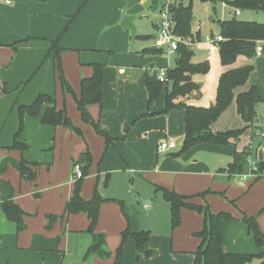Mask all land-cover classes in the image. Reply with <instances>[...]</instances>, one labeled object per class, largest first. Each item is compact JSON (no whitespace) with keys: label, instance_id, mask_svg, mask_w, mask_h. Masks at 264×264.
I'll list each match as a JSON object with an SVG mask.
<instances>
[{"label":"crops","instance_id":"1","mask_svg":"<svg viewBox=\"0 0 264 264\" xmlns=\"http://www.w3.org/2000/svg\"><path fill=\"white\" fill-rule=\"evenodd\" d=\"M158 1L0 0V166L8 158L15 163L26 160L37 164V178L33 182L22 180L12 163L0 174V189L2 183H9L14 190V202L27 213L24 218L26 229L18 232L16 224L7 220L0 206V226L8 227L15 236V255H26L34 260L41 256L42 264H56V260L49 257L63 252V244L70 234L77 233L78 237L85 238L89 226L85 213L70 215L65 221L58 220L51 229L47 228V217L64 214L74 191V165L81 162L82 157L86 158L88 152L91 166L83 182L82 196L90 200L97 191L102 198L111 200L101 206L96 232L106 235L105 240L109 244L110 236L114 240L109 260L95 256L91 261L94 260L92 264H114L124 230L130 227L134 233L146 231L150 222L145 225L143 220L154 221L158 213L166 214L169 205L161 189L192 197L189 203L196 206H209V200L213 205L218 201L215 196H208L209 199L203 201L198 198L199 195L211 190L223 192L230 186L228 179L232 178V174L227 171V165L234 162L236 153H242L249 146L258 147L260 141L255 139V132L264 133V48L261 51L259 47L264 42L258 45L262 55L257 59L241 56L231 66L221 64L220 77L228 70L247 65H253L254 70L248 82L235 90L232 104L211 126V130L213 133H224L248 127L238 113L236 98L252 87L256 88V97L260 100L255 123L228 145L199 144L182 153L186 133L185 112L179 109L165 112L167 84L160 98L149 104L146 79L163 68H156L153 63L156 58L150 55L151 49H147L146 43L133 41L145 37L137 20ZM228 1L223 0V4L229 6ZM148 2L150 4L146 8ZM183 2L186 4L185 0ZM228 15L231 19L234 13L229 11ZM74 16L76 18L71 21ZM126 16L136 18V35L122 27ZM229 19H219L218 23ZM159 21L158 14L153 22L154 39ZM58 39L64 49L61 61L66 80L76 96L81 94L82 80L93 75V65L104 67L102 101L90 105L88 110L100 130L113 139L109 144L93 126L83 122L75 99L61 88L54 58L46 60L51 43ZM202 44L208 47L206 62L209 63L219 49L211 52L205 39ZM163 51L167 54L165 49ZM170 69L173 68L168 65L167 70ZM40 94L53 96L56 107L65 109L73 124L81 129L82 136L63 126L44 125L42 118L48 107L46 105L40 116L25 117L22 142L28 150H11L20 128L19 107L31 105ZM204 97V91L199 88L175 103L207 108L216 102L215 97L212 103L206 104ZM222 121L225 124H220ZM169 138L175 140L177 148L160 154L159 144ZM138 187L137 198L132 191ZM142 189L152 190L155 200L160 192L163 195L161 205L153 197L151 201L156 206H152L146 195L141 198ZM212 210L214 214L224 212L213 206ZM180 214L182 223L172 234L149 227L151 236L143 250L138 249L135 241L129 240L124 247L123 264H194L195 252L201 244L195 235L203 230L204 219L189 208H183ZM227 224L225 221L223 226L225 251L249 254L230 248ZM2 228L0 246L5 241ZM37 235L47 239L61 236L59 251L33 250V238ZM79 240L77 244H80ZM91 245L92 240L86 249Z\"/></svg>","mask_w":264,"mask_h":264},{"label":"trees","instance_id":"2","mask_svg":"<svg viewBox=\"0 0 264 264\" xmlns=\"http://www.w3.org/2000/svg\"><path fill=\"white\" fill-rule=\"evenodd\" d=\"M184 0H178L171 5V12L175 19L174 33L182 38H192L193 34V10L191 3L195 0H188L189 5L184 4ZM214 1V0H200ZM230 7L236 10L264 12V0H229ZM76 18L74 16L71 21ZM220 35L223 41L219 43V55L222 66H231L241 56L250 60L256 58L258 45L264 42V23L256 21H242L233 16L231 19L219 22ZM67 31V30H66ZM60 39L51 43L46 60L53 57L56 62L57 73L65 93L74 96L80 111L82 120L85 124L93 126L96 131L106 138L107 144L113 139L100 130L99 124L95 122L91 116L88 107L93 104H99L103 96V70L102 65H93L94 73L90 78H85L81 82V94L76 96L72 87L66 80L62 68L61 54L64 51L60 47ZM175 68L168 70V79L166 83L169 85L166 110L179 109L185 112V138L182 153L199 144H217L228 145L232 139H239L246 130L253 125L257 119V104L260 102L256 97V88L252 87L249 91L240 93L236 98L238 113L248 127L237 131L224 133H213L211 126L220 118V116L228 109L235 98V90L244 86L254 70L253 65H247L242 68L231 69L223 73L219 79L217 88L216 102L210 107H197L185 103H175L179 98H186L197 91L198 85L193 81L192 76L196 73H207L210 69L208 62L204 64L194 65L192 58L194 52L185 45H180L176 53ZM159 81L158 73L149 76L146 79V86L149 94V104L156 102L163 91L164 85ZM48 106L43 114L42 122L47 126H63L82 136V131L76 127L68 117L65 109L56 107L55 98L48 94H40L31 105L19 107L20 128L15 135V140L10 148L11 150H19L25 152L28 146L22 142V134L24 130V120L26 116H40L44 106ZM261 143V142H260ZM259 143V144H260ZM257 148V147H256ZM253 152L250 146L242 153H236L234 162L229 166L228 171L232 175L242 173L246 158ZM85 163H81L84 178L89 173L91 166L90 153L86 154ZM12 163L20 173L22 180L33 182L37 178V164H31L26 160L20 162H12L10 158L4 160L0 166V174L4 173L7 166ZM264 169V161L261 164ZM84 178L75 181L73 195L67 202L65 212L61 216L49 215L47 228L51 229L58 221H65L66 217L85 213L89 219L87 233L93 235L94 243L87 251L86 258L92 255L101 259H109L112 252L106 247L105 236L96 233L99 221L101 206L108 201L95 191L90 200H85L82 196V186ZM260 180V179H257ZM166 200L171 206L172 224L176 228L180 225V213L183 208H189L201 214L204 219V228L195 236L201 240L198 250L195 252L194 264H249L254 260H258L257 264H264V253L260 255L251 254H232L227 253L224 248V222L231 219L232 216L226 212L214 214L208 205L196 206L189 203L192 197L183 196L175 191L161 189ZM205 193L199 196H204ZM121 207H123V204ZM0 206L8 221L16 224L17 231L22 232L26 229L24 218L27 216L15 202L14 190L9 183H2L0 189ZM248 226V233L254 236L258 245L264 242V235L258 228V223L254 218L245 217ZM122 241L115 254L114 264H123L124 247L129 240L136 242L139 250H143L148 243L150 233L143 231L134 233L128 227L121 234ZM61 243V236L54 239H47L40 235L34 236L32 249L44 252H58Z\"/></svg>","mask_w":264,"mask_h":264},{"label":"rangeland","instance_id":"3","mask_svg":"<svg viewBox=\"0 0 264 264\" xmlns=\"http://www.w3.org/2000/svg\"><path fill=\"white\" fill-rule=\"evenodd\" d=\"M167 2L168 0H159L158 2L155 3V6L152 9L146 10L145 13L138 18L137 24L141 30L140 31L141 34H143L145 37L142 39L133 40L134 43H141V42L146 43L144 45H146L147 49H151L150 55L156 58L155 61H153V63L156 64L155 65L156 68L157 69L163 68L165 70L168 69V65L170 68L175 67L176 56L175 55L168 56L167 54H165L164 51L162 52L161 49H157L155 45V39L153 38L152 35L155 34L153 22L155 21L156 16L158 14L160 15L163 5L167 4ZM185 2L187 5L190 4L188 0H185ZM191 6L193 10L192 26H193V34H194V48H193L194 56L192 58V63L194 65L206 63V58L209 52H208V47L203 46L202 43L207 36H211V35L216 36L220 32L218 20L229 19L230 18V16L228 15L229 11H232L234 13V16H236L237 19L239 20L256 21V22L264 23V12L241 10L240 11L241 14L237 16L236 15L237 10L226 4H223V0H214V1L195 0L191 3ZM135 26L137 28V25ZM146 35H150V37H147ZM259 47L262 51V49L264 48V44L260 45ZM208 64L210 66V69L207 73H196L192 76V79L194 82L197 83L198 88H201L204 91L205 94L204 98L206 104L212 103L217 93L218 81L220 77L219 72L221 70V63H220L218 51H216L213 54ZM62 68L64 72L63 64H62ZM58 82L62 88L59 76H58ZM201 85L203 86L199 87ZM72 97L74 98L73 95ZM220 124H225V122L222 121ZM229 166L230 165L228 164L227 168H229ZM73 176L74 175L72 171V179L74 180ZM86 177L84 179H86ZM258 181L259 182H257V180H255L251 176L250 168L248 165H246L244 166L242 173L237 175H232V178L228 179L230 186L226 187L223 190V192H219V191L215 192L211 190L210 192H206L204 196L198 197L203 201L204 199L205 200L209 199L208 196H215L217 198L218 201L215 202L213 205H211L210 200L208 201V204L212 212H213L212 210V206H213L216 209L217 208L223 209L219 211L227 212L232 216L231 219L226 220V222L228 223L227 225H229L227 228V236L230 239V248L239 252L244 250V252H248L251 255H257V254L260 255L264 253V242L261 245L257 244L254 236L248 233V226L244 220L245 217L254 218L258 223L259 230L264 235V179H260ZM138 192H140L139 187L138 189H133L132 191L133 195L134 193L137 195V198L139 197ZM141 193H140L142 195L141 198L144 195H146V197L149 198L150 203L152 202L151 201L152 197L153 198L155 197L152 190L145 191V189H142ZM157 197L159 198L157 200H155L154 198V200L156 201L157 204L161 205V201H162L161 197H163V195L159 192V194H157ZM156 203L152 202V206L154 204L156 206ZM166 203H168L169 206H167L168 210L165 215L161 214L160 212L158 213V218L154 219V221H145L146 220L145 219L143 220V222L145 225L146 222H150V225H147L150 228H160L162 229V231H169V233L172 234L176 229L179 228L180 225L176 228L173 227L171 208H170L171 206L169 202ZM119 214H120V218L124 217L121 210ZM181 223H182V219L180 214V224ZM2 227L0 226V228ZM149 227L148 229H146V231L151 230L149 229ZM2 232L4 233L3 236L5 237V241L0 246V264H34V262L38 264H42L41 256L40 257L37 256V259L34 260L26 255H19V256L15 255L14 253V248L16 249L15 236H13V234L10 232L8 227L5 226L4 228H2ZM149 233L151 236L150 231ZM70 235L71 236L69 237V239L63 244V250L61 249L63 252L56 254L54 253L49 258L55 259L57 262L56 264H92L94 260L93 261L91 260L96 257L95 255H92L86 258V254H87L86 252L88 250L86 249V246H88V243L91 240L93 244V235L87 233L85 238L78 237L79 234L77 233H72ZM109 238L111 239V244H109L108 240L106 239L105 248L108 251L113 252V250H111L110 248H113L114 240L113 237L111 236ZM78 240L80 241L79 242L80 244H77ZM49 258L47 260H49ZM105 260H109V259H105ZM257 263L258 260H254L249 264H257Z\"/></svg>","mask_w":264,"mask_h":264},{"label":"built area","instance_id":"4","mask_svg":"<svg viewBox=\"0 0 264 264\" xmlns=\"http://www.w3.org/2000/svg\"><path fill=\"white\" fill-rule=\"evenodd\" d=\"M174 2L168 0L167 4L163 5L162 10L160 12V21L158 24L157 33L155 36V45L157 49H165L167 55L173 56L176 55L180 45H185L188 48H194V41L192 38H182L177 36L174 33L175 27V19L171 12V5ZM237 15H240V11L237 12ZM223 41L222 35L216 36H208L205 38V42L209 45V50L213 52L219 46V43ZM257 55H261V51L257 50ZM168 70L161 69L158 73V79L160 82L166 84L168 79ZM255 139L259 140L261 143L258 145L257 148H250L253 149V152L247 156L246 158V165L249 166L251 171V176L257 179H264V169L262 168L261 164L264 161V133L261 131L255 132ZM177 148V144L174 139L169 138L162 141L158 146V152L160 154H166L169 151H172ZM262 151L263 158L260 159V152ZM73 177L74 181L80 180L84 178V173L82 170L81 163H76L73 168ZM246 178V177H245Z\"/></svg>","mask_w":264,"mask_h":264},{"label":"water","instance_id":"5","mask_svg":"<svg viewBox=\"0 0 264 264\" xmlns=\"http://www.w3.org/2000/svg\"><path fill=\"white\" fill-rule=\"evenodd\" d=\"M148 4H150V2H148V3L145 5L146 8H148ZM135 19H136V18H135L134 16H126V17L124 18L123 22H122V27H123L124 29H130V30L132 31L133 35H136V32H137V31H136V27H135V25H134V21H135ZM259 156H260V159L263 158L262 151L260 152ZM85 160H86V158H85V157H82V159H81V163H84Z\"/></svg>","mask_w":264,"mask_h":264}]
</instances>
